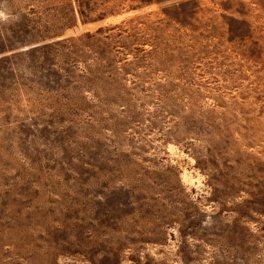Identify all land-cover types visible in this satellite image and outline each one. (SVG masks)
Returning <instances> with one entry per match:
<instances>
[{
    "label": "rangeland",
    "instance_id": "obj_1",
    "mask_svg": "<svg viewBox=\"0 0 264 264\" xmlns=\"http://www.w3.org/2000/svg\"><path fill=\"white\" fill-rule=\"evenodd\" d=\"M0 264H264V0H0Z\"/></svg>",
    "mask_w": 264,
    "mask_h": 264
}]
</instances>
